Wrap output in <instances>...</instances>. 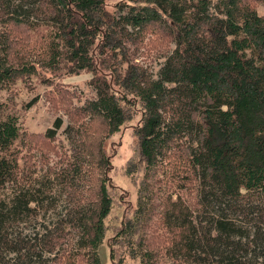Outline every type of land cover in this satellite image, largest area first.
I'll return each mask as SVG.
<instances>
[{"label": "trees", "instance_id": "obj_1", "mask_svg": "<svg viewBox=\"0 0 264 264\" xmlns=\"http://www.w3.org/2000/svg\"><path fill=\"white\" fill-rule=\"evenodd\" d=\"M66 4L67 38L92 39L95 96L65 156V208L30 264H102L109 228L112 264H264V0ZM137 115L132 207L107 143Z\"/></svg>", "mask_w": 264, "mask_h": 264}, {"label": "rangeland", "instance_id": "obj_2", "mask_svg": "<svg viewBox=\"0 0 264 264\" xmlns=\"http://www.w3.org/2000/svg\"><path fill=\"white\" fill-rule=\"evenodd\" d=\"M118 1L107 0V9ZM257 10L264 14V6ZM69 18L66 0H0V70L14 69L0 73V264H30L39 236L65 208V156L85 121L83 106L95 96L92 39H68ZM162 61L151 60L154 78ZM137 121L138 115L107 143L117 197L132 207L138 180L122 173ZM122 211L114 208L109 227ZM110 236L109 228L102 264H112ZM121 264L140 263L126 257Z\"/></svg>", "mask_w": 264, "mask_h": 264}]
</instances>
